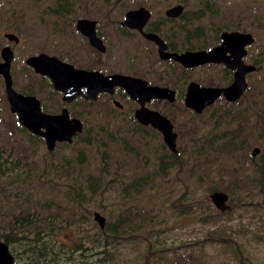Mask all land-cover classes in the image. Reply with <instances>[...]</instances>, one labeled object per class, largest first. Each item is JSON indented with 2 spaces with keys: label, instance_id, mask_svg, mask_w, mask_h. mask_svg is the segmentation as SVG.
I'll return each mask as SVG.
<instances>
[{
  "label": "rangeland",
  "instance_id": "1",
  "mask_svg": "<svg viewBox=\"0 0 264 264\" xmlns=\"http://www.w3.org/2000/svg\"><path fill=\"white\" fill-rule=\"evenodd\" d=\"M68 1H77L73 6L75 12L68 17H59L49 10L56 5L55 0H0V46L7 44L12 49L11 78L14 87L28 85L35 91L42 87L40 81L33 85L35 77L24 64L25 57L30 54H66L67 58L73 59V55L68 53L69 45L74 43L71 37L65 32L57 33L59 28H67L72 19L79 16L99 17L104 2L111 4L119 1L129 7L135 2H143L141 4L157 17L168 5L167 2L173 0H136L133 3L134 0ZM213 1L220 13L219 18H214L215 25L249 32L253 41L247 46L248 62L259 65V70L247 74V90L239 103L232 106L234 113L239 112L236 119L228 117L227 124L220 120L219 126L213 129L214 120L210 118V111L229 108L230 104L223 103V99L219 98L217 105L195 117L184 109L182 100L177 99L172 103L173 107L166 109L179 135L176 140L178 158L185 161L159 175L157 165L158 156L164 152L162 142L159 136L150 137V132H143L122 119L130 104L120 110L110 101L107 103L106 99L100 98L89 106L80 100L68 106L71 112H80L83 130L70 143H56L48 151L41 138L31 137L27 130L18 126L15 114L8 108L0 77V173L3 168L9 169L8 175H0V183L5 186L6 180H28L27 188L34 198L51 202L48 211L52 214L58 212L55 203L59 200L68 206L66 198L69 194L66 192H69L71 196L83 200L88 208L84 214H89V218L92 212L97 211L105 222L113 224L116 215L125 216L127 222L123 227L130 233L111 248L114 249L117 264H141L148 247L153 251L152 257L155 252L161 251L169 256L188 257L199 264L200 257L211 264L235 262L236 255L229 251L232 247L230 242L200 247V241L208 230L224 233L223 236L236 241L248 258V264H264V189L261 192L259 186L246 181L255 175L253 165L264 164V0ZM197 6L190 4L188 10ZM120 12V6L114 5L111 15L119 16ZM5 32L16 35L18 42L7 41L3 37ZM191 43L207 46L213 40ZM121 50L125 55L132 54L126 48ZM142 52L140 48L136 56L140 66L144 67L147 61ZM113 54L117 59L123 58L116 51ZM149 58L154 62L153 55ZM149 66L153 70H163L167 64L150 63ZM105 69L117 70L120 64H110ZM197 75L199 73H195L194 77ZM208 80L219 82L214 77ZM42 83L44 91L48 92L47 83ZM221 134L227 139L233 137L230 145L225 143L227 139L223 140ZM211 135L214 142L205 144L210 152L205 154L201 151L196 156L198 143L205 137L211 138ZM122 146H126L125 151ZM254 146L259 151L251 156ZM189 154L193 160L188 158ZM11 159L19 165L14 166ZM151 174L157 177L149 180ZM139 177L148 180L139 195L133 196L130 201L121 198L123 192L129 195V181L139 180ZM239 185L244 188L236 192L235 188ZM5 187L10 190L13 186ZM213 191H221L227 196L224 201L226 207L221 211L209 198ZM8 198L12 204V196ZM1 199L0 215L7 218L15 212L14 205L5 203L6 191H0V202ZM134 210L144 214L145 219L141 221V216L134 217ZM89 218L86 217L88 222L82 225L91 223L96 226ZM136 226L145 230L135 232ZM75 230L69 227L59 237L71 241ZM141 232H149V235L144 238L137 234Z\"/></svg>",
  "mask_w": 264,
  "mask_h": 264
},
{
  "label": "flooded vegetation",
  "instance_id": "2",
  "mask_svg": "<svg viewBox=\"0 0 264 264\" xmlns=\"http://www.w3.org/2000/svg\"><path fill=\"white\" fill-rule=\"evenodd\" d=\"M129 1L131 2L132 0ZM135 1L136 0L132 1V3ZM154 1L158 2V0ZM141 3L143 2H135L132 4V6L129 7L125 6L126 4H123L120 1L113 2L111 4L108 2H104L101 6L102 16H79L72 19L67 28H59L57 30V33H67L71 37V41L74 42L73 44H70L68 48V53L73 55V59L67 58L66 54L48 55L45 52L38 53H44L48 56H54L58 60L67 63L76 69L96 71L103 76H108L109 79H111V75H121L134 80L137 79L139 81H142L144 82L145 86H157L160 88H166L164 94L169 95V97H152L149 99V101H145L143 103V106H141L137 101L132 100L120 85H115L112 88L111 92H98L94 99L88 97L85 98L82 94H78L69 101L63 100L62 93L53 88L50 79L46 75H42L36 72L33 67L25 63L26 58L38 53L26 56L24 59V64L35 77L36 82L33 85H36L40 81L42 87H40L38 91H35L34 89L31 90V87L28 85H25V87H23V85L21 88L14 87V83L11 78V67L12 62L14 61L12 49L9 45L3 44L0 46V51L3 47H9L12 53L8 68V72L11 78V87L15 92L20 93L24 96L36 97L38 101V108L41 113L47 115H58L62 110H65L68 118H75L81 123L82 117H80V112L75 110L73 113L68 108V106L75 104L79 100L89 106L94 101H97L100 98H104L106 99L107 103H109L110 101L114 107L119 108L120 110H122L126 104H130L131 107L128 109V112L125 113L126 115L122 119L127 120L131 125L138 127V129L142 130L143 132H150V137L159 136L164 152H162V154L158 156L157 173L159 175H163L166 170L173 169L176 165L179 166L180 163H183L185 161V159L180 160L178 158L179 147L177 146L176 140H178L179 135L176 131L173 119H171L168 115V110L166 109V107H173L172 103L179 99L182 100L184 109L191 112L195 117H198L205 110L212 108L214 105H217L219 98H222L223 103L225 104H238L242 94L247 90V74L257 70V64L255 62L253 63L252 61L251 63L248 62L247 46H249V44L243 46L245 52L242 56L238 57V55L235 53L237 52L238 48L236 46L232 48V44L229 45V43H225V41H223V34H228L230 32H249L227 29L226 26L221 27L219 24L215 25V23L217 22L214 23V18H219L220 13L217 10V7L213 0H192L191 2L189 0H173L171 2H167L168 5L165 7V9H163V11L161 10L159 12L160 15L157 17L153 16L154 14L151 9L149 10L145 5H143L144 3ZM67 4L76 6L77 1L68 2ZM190 4L198 6L192 10H188ZM114 5H118L121 8L119 16L111 15V13L114 12ZM59 6L65 5L63 4ZM174 6H180V9L177 11H170L168 13V11ZM140 8L147 12L145 14L146 17H144L143 12H140L137 15L135 14L136 16L126 18L125 15L127 12L136 11ZM73 12L75 11L73 10ZM78 20H85L86 22H84L79 28H77L76 23ZM6 33L11 32H5L3 34V37L7 41H12L14 43L18 42V37L16 35L15 36L17 40L13 41L5 37ZM148 35L154 36L158 39V41H160L162 52L164 53L181 54L186 51H208L215 47L220 48L221 58L223 57L224 59H226V63L222 61H209L194 66H186L181 64L179 61L172 59L171 57L162 58L160 57L158 52L159 44L147 37ZM89 37L91 38V40L89 39ZM211 38L213 40V43L207 46H204L202 43H191L192 41L203 42L206 39ZM121 48H126L128 51L132 52V54L125 55ZM140 48L142 49V54L147 61L146 66L144 67L140 66L136 56V53L139 52ZM115 51L117 55L120 54L123 56V58L117 59V56L113 54V52ZM107 53L108 56H105V54ZM151 55L154 56V62L150 61L149 57ZM238 58L242 65L255 66V69L253 71L244 73L243 76L246 87L238 99L234 101H227L222 96H219L210 105L204 107L200 112H196L192 108L185 106L184 99L188 92L190 83H195L199 87L228 86L232 82L234 73L237 70V67L231 68L228 64L236 63ZM1 62H3V59L0 55V63ZM150 63H165L167 64V66L163 70H153L149 66ZM110 64H120V69L106 70L105 68H107ZM205 70H207L209 73H207ZM201 72L204 73L201 74ZM195 73H199V75L194 77ZM0 77L2 78L1 75ZM211 77L217 78L219 82L217 83L215 82V80H208L211 79ZM205 80L208 81L206 82ZM42 82H46V87H49L51 90L47 88L48 92H45ZM138 87L140 86L138 85ZM169 91H171V93ZM81 92L85 93L83 88H81ZM57 97L59 98V100ZM115 102L117 104H115ZM139 108H145L149 111H156L159 115L165 117L170 122V124L172 125L171 130L175 133V151L169 149V147L163 140L162 133L159 130L154 128L149 123L144 124L136 119L135 113ZM82 130L83 125L81 123L80 132H82ZM79 133H76L74 136ZM74 136H72V138ZM37 137L41 138L44 142L41 136ZM122 149L125 151L126 146H122ZM172 162H174V164ZM154 177L157 176H155V174H151L149 180H153ZM141 178L142 177H139L137 179Z\"/></svg>",
  "mask_w": 264,
  "mask_h": 264
},
{
  "label": "trees",
  "instance_id": "3",
  "mask_svg": "<svg viewBox=\"0 0 264 264\" xmlns=\"http://www.w3.org/2000/svg\"><path fill=\"white\" fill-rule=\"evenodd\" d=\"M68 2L64 0H55L53 7H51V14H55L59 17H68L73 13V6L68 5ZM65 6H59V5ZM264 53V52H262ZM257 70H259V65H257ZM231 107L222 108L220 111L216 112V109L210 111V118L213 121V129L219 126V121L226 123L228 122V117L231 119H236L237 114L234 113L235 109ZM237 111V110H236ZM239 116V115H238ZM221 122V123H222ZM19 124V123H18ZM22 127L20 124L18 125ZM24 128V127H22ZM29 133V132H28ZM239 133V132H238ZM33 138H38L35 135L29 133ZM223 140L227 139L221 134ZM211 138H204L201 143H198L196 147V156L200 155L201 151L208 153V149L205 146L209 145L211 142H214ZM40 139V138H39ZM233 137L229 136L225 142L227 145H230ZM207 144V145H205ZM2 150H0L1 152ZM210 152V151H209ZM202 155H205V154ZM190 159L191 156L189 155ZM193 160V158H191ZM2 163L4 162L1 159ZM13 165L18 166V162L15 159H11ZM174 164V162H172ZM65 167H68L67 165ZM253 175L250 179L246 180L252 185H257L261 188V192L264 189V164L253 165ZM8 168L6 167L1 169L0 175H8ZM16 175V174H15ZM28 180H6L5 186L8 187L12 184V188L8 190L3 184L0 183V191H6L7 196H12L13 203L11 204L9 198L5 200V203H10L14 205L13 210L15 212L4 217L0 215V241L4 242L9 252L14 258V264H117L114 258V249H111L115 243L120 242L123 238L130 232L123 227V224L126 223V217L121 214L116 215L113 224L105 222L103 227L100 228L98 224L89 214H84V210L88 209L83 204V200L77 199L75 196H71L69 192V198H66V201L69 203L68 206L61 204L60 200L58 203H55V208L58 212L52 214L48 209L51 208V202L49 200H41L40 197H35L31 194L30 189L27 188ZM148 180L143 178L139 180H131L127 184L129 195H125L124 192L121 195V198L128 199L129 201L133 196L139 195L143 188L147 185ZM244 188L242 185L237 186V190ZM9 194V195H8ZM2 200L0 204H2ZM241 201V199H240ZM243 203V202H242ZM29 205V206H28ZM244 206H246L244 202ZM17 207V209H15ZM215 207V206H214ZM41 210L45 211L43 214ZM48 211V212H47ZM67 211V214L64 212ZM221 211V210H220ZM97 212V211H95ZM134 217H140L141 221L145 219L144 214L138 210H134ZM208 217H211V213L207 214ZM86 217L91 219L92 223H96V226H92L89 223L88 226L82 225V223L88 222ZM81 226L83 230H81ZM74 228L75 236L71 241L60 238L59 236L64 235V231L67 228ZM140 230H145L142 227L136 226L134 228L135 232H140ZM142 235L144 238H147L149 232L137 233ZM159 232L156 233L158 235ZM224 233L217 232L215 230L207 231L204 234L205 237L200 241V247H203L206 244H221L223 242H230L231 249L229 250L233 255H236L235 262L224 264H248V258L243 254L240 245L231 240L228 237L223 236ZM173 252V251H172ZM159 253V254H158ZM153 251L150 247L146 249L144 257L142 258L141 264H199L188 257H183L181 255H172L163 254L161 251L155 252V256L152 257ZM171 257H175L176 262ZM181 260V261H180ZM200 264H211L204 257H200Z\"/></svg>",
  "mask_w": 264,
  "mask_h": 264
},
{
  "label": "water",
  "instance_id": "4",
  "mask_svg": "<svg viewBox=\"0 0 264 264\" xmlns=\"http://www.w3.org/2000/svg\"><path fill=\"white\" fill-rule=\"evenodd\" d=\"M180 6L172 7L170 11H177ZM143 12L144 17L147 13L141 8L136 11L126 13V18L136 16ZM136 14V15H135ZM86 22L78 20L77 28ZM5 37L9 40L16 41L17 38L11 33H6ZM150 39L159 44V55L162 58L171 57L179 61L183 65L194 66L205 62H225L226 59L221 58L220 48H212L208 51H186L181 54L164 53L160 41L154 36L148 35ZM225 43L232 44V48H238L235 52L238 57L245 52L243 46L251 44L253 38L250 33L230 32L222 35ZM91 40V38L89 37ZM227 39V40H226ZM234 44V45H233ZM3 62L0 63V75L3 78L4 91L6 101L11 113L16 115L17 122L27 129L30 133L41 136L44 140L46 150L51 151L56 142L70 143L72 136L81 131V123L75 118H68L65 110H62L58 115H47L41 113L38 108V101L34 96H24L14 91L11 87V78L8 72L9 61L12 53L9 47H3L0 51ZM25 63L34 68V70L42 75H46L55 90L62 93V99L69 101L78 94H82L85 98L94 99L100 91H112L115 85L123 87L128 96L137 101L141 106L145 101H149L152 97H169L164 92L166 88L157 86H145L144 82L137 79H131L121 75L103 76L96 71H85L72 67L71 65L58 60L54 56H48L44 53H38L26 58ZM228 64V63H227ZM231 68L237 67L232 82L226 87H199L195 83H190L188 92L184 99L186 107H190L196 112H200L204 107L210 105L217 97L222 96L227 101L238 99L244 91L246 84L244 73L253 71L254 65H242L237 59L236 63L228 64ZM138 85L140 87H138ZM81 88L85 93L81 92ZM171 93V91H169ZM164 94V95H163ZM115 104H117L115 102ZM136 119L144 124H151L154 128L162 133V137L170 150L175 151L174 140L175 133L172 132V125L163 116L156 111H149L145 108H139L135 113ZM259 151V148L254 146L250 152L254 156ZM212 204L215 208L223 210L226 205L224 201L227 196L221 191H213L209 194ZM93 219L100 228L104 225V217L98 212H93ZM0 264H14V258L9 252L7 245L0 241Z\"/></svg>",
  "mask_w": 264,
  "mask_h": 264
}]
</instances>
